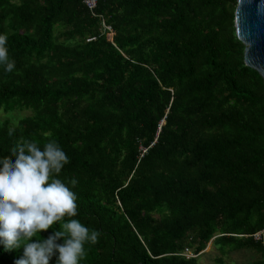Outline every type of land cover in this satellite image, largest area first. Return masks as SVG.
I'll use <instances>...</instances> for the list:
<instances>
[{
    "label": "trees",
    "instance_id": "trees-1",
    "mask_svg": "<svg viewBox=\"0 0 264 264\" xmlns=\"http://www.w3.org/2000/svg\"><path fill=\"white\" fill-rule=\"evenodd\" d=\"M236 6L0 0L15 60L0 69V112L30 113L0 118V156L58 141L77 219L100 233L81 264H199L210 242L215 264L244 250L264 264L251 238L264 228V80L244 64ZM21 255L0 246V264Z\"/></svg>",
    "mask_w": 264,
    "mask_h": 264
},
{
    "label": "clouds",
    "instance_id": "clouds-1",
    "mask_svg": "<svg viewBox=\"0 0 264 264\" xmlns=\"http://www.w3.org/2000/svg\"><path fill=\"white\" fill-rule=\"evenodd\" d=\"M0 69L11 73L8 36L0 33ZM9 131V135H13ZM0 156V246L5 252L22 249L14 264H81L100 233L77 219L76 178H60L70 158L56 139L22 140ZM52 229L47 238L40 233ZM59 241V242H58Z\"/></svg>",
    "mask_w": 264,
    "mask_h": 264
},
{
    "label": "water",
    "instance_id": "water-1",
    "mask_svg": "<svg viewBox=\"0 0 264 264\" xmlns=\"http://www.w3.org/2000/svg\"><path fill=\"white\" fill-rule=\"evenodd\" d=\"M234 26L245 46L244 64L264 80V0H237Z\"/></svg>",
    "mask_w": 264,
    "mask_h": 264
},
{
    "label": "rangeland",
    "instance_id": "rangeland-1",
    "mask_svg": "<svg viewBox=\"0 0 264 264\" xmlns=\"http://www.w3.org/2000/svg\"><path fill=\"white\" fill-rule=\"evenodd\" d=\"M28 115H30V113L27 110L17 111L11 115H6L3 112H0L1 119H9L13 124H15L17 120ZM218 257V252L210 242L208 243L204 253L198 259V262L199 264H215V259H217ZM254 260H256L255 254L246 250L232 253L231 255H229V257L224 258L226 264H249Z\"/></svg>",
    "mask_w": 264,
    "mask_h": 264
},
{
    "label": "built area",
    "instance_id": "built-area-1",
    "mask_svg": "<svg viewBox=\"0 0 264 264\" xmlns=\"http://www.w3.org/2000/svg\"><path fill=\"white\" fill-rule=\"evenodd\" d=\"M95 2L96 0H84V4L86 5V7L90 10H92L95 7ZM108 30L107 33V38L108 40H111L112 38V32L110 31V29H106ZM251 238L255 241H263L264 240V228L261 229L260 231L254 233L253 235H251ZM183 256H185L186 258H191L194 257L189 250H185V252L182 254Z\"/></svg>",
    "mask_w": 264,
    "mask_h": 264
}]
</instances>
